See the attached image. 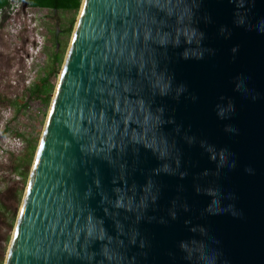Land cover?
Returning a JSON list of instances; mask_svg holds the SVG:
<instances>
[{"label":"water","instance_id":"1","mask_svg":"<svg viewBox=\"0 0 264 264\" xmlns=\"http://www.w3.org/2000/svg\"><path fill=\"white\" fill-rule=\"evenodd\" d=\"M4 264H264V0H82Z\"/></svg>","mask_w":264,"mask_h":264},{"label":"rangeland","instance_id":"2","mask_svg":"<svg viewBox=\"0 0 264 264\" xmlns=\"http://www.w3.org/2000/svg\"><path fill=\"white\" fill-rule=\"evenodd\" d=\"M11 4L0 13V264L79 12Z\"/></svg>","mask_w":264,"mask_h":264},{"label":"trees","instance_id":"3","mask_svg":"<svg viewBox=\"0 0 264 264\" xmlns=\"http://www.w3.org/2000/svg\"><path fill=\"white\" fill-rule=\"evenodd\" d=\"M30 7L46 8L50 10L79 11L82 0H26ZM10 7V0H0V13ZM5 13L3 14L4 17Z\"/></svg>","mask_w":264,"mask_h":264},{"label":"built area","instance_id":"4","mask_svg":"<svg viewBox=\"0 0 264 264\" xmlns=\"http://www.w3.org/2000/svg\"><path fill=\"white\" fill-rule=\"evenodd\" d=\"M13 2V0H10V7L12 6V3ZM21 3H23V5H27V1L26 0H21ZM10 7H8V8H10Z\"/></svg>","mask_w":264,"mask_h":264}]
</instances>
